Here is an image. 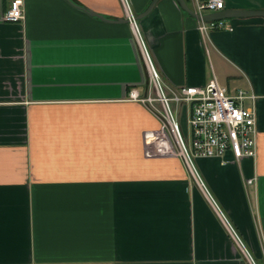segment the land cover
Returning a JSON list of instances; mask_svg holds the SVG:
<instances>
[{"label":"crops","instance_id":"0c3cea01","mask_svg":"<svg viewBox=\"0 0 264 264\" xmlns=\"http://www.w3.org/2000/svg\"><path fill=\"white\" fill-rule=\"evenodd\" d=\"M12 1L0 0V264H250L224 219L264 264V18L222 19L203 38L176 0L146 16L154 0H127L137 29L124 0H24L25 20L8 23ZM145 50L168 87L216 77L256 96V157L196 159L205 191L178 153L157 154L170 136L130 99L150 94Z\"/></svg>","mask_w":264,"mask_h":264},{"label":"built area","instance_id":"2783aa9c","mask_svg":"<svg viewBox=\"0 0 264 264\" xmlns=\"http://www.w3.org/2000/svg\"><path fill=\"white\" fill-rule=\"evenodd\" d=\"M124 1L128 20L137 29L135 15L127 0ZM193 4V12L200 18L225 9L224 0H193ZM4 20L8 23L23 22L25 20L24 0H13L5 13ZM224 28L223 20L211 22L198 20V30L203 38L208 37L213 30ZM145 56L151 76L150 94L141 98L137 90H132L130 99L153 109L163 129L170 136L168 143H171L173 150L168 143L166 150L177 151L192 176L198 184H201L202 189L206 191L195 167L196 159L218 158L226 164L229 163L226 159L228 154L232 155L233 162L236 163L244 158L256 157L258 137L256 96L245 91L232 95L219 84L216 77H213L206 86L168 87L154 68L146 50ZM153 90L156 91L157 96L153 95ZM246 101H251V105H246ZM180 107L187 108L188 137L184 136L179 121ZM253 183L254 180H248L246 186ZM223 221L250 264H256L245 251L239 236L230 224L225 219Z\"/></svg>","mask_w":264,"mask_h":264},{"label":"water","instance_id":"95a60500","mask_svg":"<svg viewBox=\"0 0 264 264\" xmlns=\"http://www.w3.org/2000/svg\"><path fill=\"white\" fill-rule=\"evenodd\" d=\"M158 0H154L148 10L145 12L144 16L148 15V13L153 9L155 6L156 2ZM182 7V9L190 14L192 17H194L196 20H203L206 22H211V21H217V20H222V19H246V18H254V17H259V18H264V10H257V11H250V10H229V11H220L212 14H208L200 18L197 16L185 3L184 0H176ZM95 17H98L102 20L107 21L104 17L98 15V14H91ZM143 17V16H142ZM141 17V18H142Z\"/></svg>","mask_w":264,"mask_h":264},{"label":"rangeland","instance_id":"374dc122","mask_svg":"<svg viewBox=\"0 0 264 264\" xmlns=\"http://www.w3.org/2000/svg\"><path fill=\"white\" fill-rule=\"evenodd\" d=\"M153 95H156L157 96V93L156 91L153 90ZM148 107V109H150V112L159 120L158 116L154 113L153 109L151 107H149L148 105H146ZM159 108V107H158ZM181 127H182V131H183V134L185 137H187V131H186V126L183 122H181ZM150 135V134H149ZM159 149H158V153L157 154H164V155H168L170 154V151L168 152L166 149L168 148L167 145H166V142L163 141L161 143V145H159ZM172 152V151H171ZM177 153V151H176ZM179 156V155H178ZM256 263V262H255Z\"/></svg>","mask_w":264,"mask_h":264}]
</instances>
